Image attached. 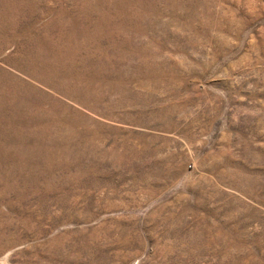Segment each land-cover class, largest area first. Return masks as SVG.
Here are the masks:
<instances>
[{"label":"rangeland","instance_id":"obj_1","mask_svg":"<svg viewBox=\"0 0 264 264\" xmlns=\"http://www.w3.org/2000/svg\"><path fill=\"white\" fill-rule=\"evenodd\" d=\"M0 264H264V0H0Z\"/></svg>","mask_w":264,"mask_h":264}]
</instances>
